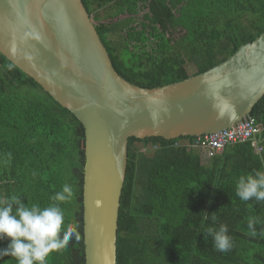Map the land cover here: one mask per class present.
Returning a JSON list of instances; mask_svg holds the SVG:
<instances>
[{
    "label": "trees",
    "instance_id": "obj_1",
    "mask_svg": "<svg viewBox=\"0 0 264 264\" xmlns=\"http://www.w3.org/2000/svg\"><path fill=\"white\" fill-rule=\"evenodd\" d=\"M82 2L117 72L142 88L204 73L264 33V0ZM250 116L261 128V154L250 142L206 159L182 143L192 137L129 140L117 264H264V201L245 202L235 194L240 175L264 170V96ZM84 164L80 121L0 53V199L17 195L43 208L65 183L74 188L62 207L80 238L53 253L48 264H85ZM250 217L257 221L255 237ZM221 224L233 243L226 253L207 234ZM9 243L0 240V250ZM0 264L16 261L5 256Z\"/></svg>",
    "mask_w": 264,
    "mask_h": 264
},
{
    "label": "water",
    "instance_id": "obj_2",
    "mask_svg": "<svg viewBox=\"0 0 264 264\" xmlns=\"http://www.w3.org/2000/svg\"><path fill=\"white\" fill-rule=\"evenodd\" d=\"M0 53L85 130V264H117L129 140L232 128L264 96V33L204 73L142 88L115 69L82 0H0Z\"/></svg>",
    "mask_w": 264,
    "mask_h": 264
},
{
    "label": "clouds",
    "instance_id": "obj_3",
    "mask_svg": "<svg viewBox=\"0 0 264 264\" xmlns=\"http://www.w3.org/2000/svg\"><path fill=\"white\" fill-rule=\"evenodd\" d=\"M8 159H11L10 153ZM235 194L245 202L264 201V170L240 175ZM74 195L73 186L65 183L50 197L51 203L43 208L35 203L28 206L17 195L0 199V240H10L8 247L0 250V257L10 256L16 264H48L53 253L65 250L73 238L79 240L78 225L66 224V211L62 207ZM256 224L254 218L248 219L247 227L253 237ZM207 234L212 236L216 250L221 253L231 251L233 243L226 224H221L218 230L207 228Z\"/></svg>",
    "mask_w": 264,
    "mask_h": 264
},
{
    "label": "built area",
    "instance_id": "obj_4",
    "mask_svg": "<svg viewBox=\"0 0 264 264\" xmlns=\"http://www.w3.org/2000/svg\"><path fill=\"white\" fill-rule=\"evenodd\" d=\"M260 137L261 128L256 119L247 116L230 129L195 137L192 142H187L185 145L201 152L206 159L216 156L230 145L247 142H250L256 152L261 154L263 147Z\"/></svg>",
    "mask_w": 264,
    "mask_h": 264
},
{
    "label": "rangeland",
    "instance_id": "obj_5",
    "mask_svg": "<svg viewBox=\"0 0 264 264\" xmlns=\"http://www.w3.org/2000/svg\"><path fill=\"white\" fill-rule=\"evenodd\" d=\"M100 14L104 16V15L106 14V12H105L104 10H102V11H100ZM188 72H189L190 74L194 73V72H195L194 67L191 66V65L188 66ZM182 143H183V144H187V141H183ZM136 147H138V148H143L141 143H136ZM148 150H149V149H148ZM144 151H145V150H144Z\"/></svg>",
    "mask_w": 264,
    "mask_h": 264
}]
</instances>
